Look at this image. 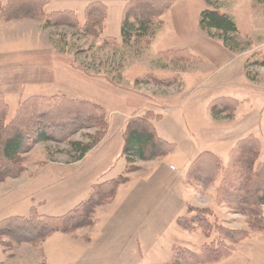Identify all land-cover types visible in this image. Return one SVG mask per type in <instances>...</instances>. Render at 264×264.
Masks as SVG:
<instances>
[{"label":"rangeland","instance_id":"rangeland-1","mask_svg":"<svg viewBox=\"0 0 264 264\" xmlns=\"http://www.w3.org/2000/svg\"><path fill=\"white\" fill-rule=\"evenodd\" d=\"M47 1L46 13L73 11L80 17L85 5ZM104 1L107 18L97 40L32 19L0 22L4 125L24 131L32 114L23 107H32L34 97L84 102L96 109L89 114L102 117L101 126L83 128L63 142L34 144L21 157L19 177L0 182V227L32 210L61 217L86 201L93 185L126 177L130 168L121 152L131 121L145 120L169 153L136 162L127 175L131 182L96 210L90 228L55 234L40 246L0 245V264H170L176 252L199 256L209 245L228 252L215 264H264V231H252L245 216L219 201L222 187L238 183L237 171L230 170L238 143L254 141L255 165L264 164V0H159L169 8L157 19L154 35L128 46L121 40L124 0ZM205 10L233 19L243 51L226 49L200 30ZM108 38L114 43L104 45ZM217 99L223 101L213 119L209 107ZM91 139L100 140L74 163L67 144ZM201 155V184L195 188L194 163ZM189 208L210 212L205 219L213 231L179 229L176 221L191 217ZM216 229L244 233L243 239L231 243Z\"/></svg>","mask_w":264,"mask_h":264},{"label":"trees","instance_id":"trees-1","mask_svg":"<svg viewBox=\"0 0 264 264\" xmlns=\"http://www.w3.org/2000/svg\"><path fill=\"white\" fill-rule=\"evenodd\" d=\"M47 4V0H10L5 4L0 3V22L32 19L44 23L45 27L52 25V27L64 26L73 29L78 35L94 40L99 38L105 28L107 11L101 2L89 3L84 7L81 17L73 11L46 13ZM168 8L167 4L162 5L159 0L128 1L121 16L122 45L128 46L135 38L145 39L153 36L160 25L157 19ZM198 25L209 37L222 42L226 49L234 52L244 50L237 41L238 31L234 21L227 14L218 10H205L200 14ZM212 32L215 34L212 35ZM107 41L114 43L115 39L108 38L103 44H107ZM63 100L57 97H34L30 101L34 103L33 108L23 107V110L32 114V119L24 131L14 129L10 124L4 125V116L0 117V182L19 177L21 157L30 152L34 144L49 141L63 142V138L67 135H73L83 128L102 125L101 116L89 114L92 106L77 100L72 102ZM222 101L223 99H217L209 107L213 119L219 118L220 111L216 108ZM54 107L55 113L52 115ZM95 114L101 115L100 109L97 108ZM47 126L50 128H46ZM100 129L103 130L104 126ZM99 140L91 139V142L86 144L78 142L67 144L72 153L71 160L74 163L82 160ZM123 143L121 155L130 168L125 172L126 177L93 185L89 198L61 217L38 216L35 210H32L27 218L5 219L0 227V245L5 250H10L13 244L40 246L55 234L70 235L80 229L90 228L96 210L108 205L117 190L128 183L127 175L134 172L132 167L136 162H151L169 153L166 145L146 126L145 120H135L127 124ZM238 144L242 145L239 147V153L237 152L238 154L232 159L230 167V170L237 171L238 183L227 188L222 187L220 190L222 197L219 201L227 205L232 212L245 216L249 229L262 232L264 231V164L255 165L258 149L254 141H249L247 138ZM203 157L201 155L196 162L194 161L192 183L195 188L196 185L201 184L197 169L203 163ZM187 212L191 217L176 221L179 229L187 232L197 227L203 233L213 231L212 226L205 219L211 216L210 212L194 208H189ZM229 231L216 229L223 240L231 243L236 244L243 239L244 233ZM227 255L228 252L221 247L209 245L202 248L199 256L176 252L170 264H215Z\"/></svg>","mask_w":264,"mask_h":264},{"label":"crops","instance_id":"crops-1","mask_svg":"<svg viewBox=\"0 0 264 264\" xmlns=\"http://www.w3.org/2000/svg\"><path fill=\"white\" fill-rule=\"evenodd\" d=\"M250 1L254 4L257 0H250ZM93 2H101L102 4L103 3L105 4L104 0H85L84 7L87 6L89 3H93ZM127 2H128V0L121 1V2H119V6L121 7V6L125 5ZM16 217H19V216H16Z\"/></svg>","mask_w":264,"mask_h":264}]
</instances>
